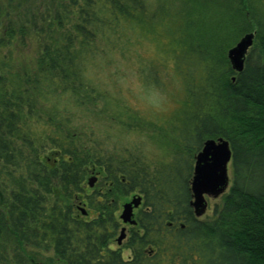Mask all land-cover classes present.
Segmentation results:
<instances>
[{"label":"trees","instance_id":"1","mask_svg":"<svg viewBox=\"0 0 264 264\" xmlns=\"http://www.w3.org/2000/svg\"><path fill=\"white\" fill-rule=\"evenodd\" d=\"M176 5L184 96L171 137L160 134L172 158L151 166L98 151L94 132L55 107L64 95L95 106L102 97L84 70L99 37L123 23L151 30L166 1L150 16L145 0L0 3V264H264V0ZM251 32L238 73L227 51ZM32 37L33 61H14L12 49ZM217 138L231 149L230 184L196 217L193 162ZM93 170L99 187L88 185ZM133 193L142 198L136 223L118 245L120 203Z\"/></svg>","mask_w":264,"mask_h":264},{"label":"rangeland","instance_id":"2","mask_svg":"<svg viewBox=\"0 0 264 264\" xmlns=\"http://www.w3.org/2000/svg\"><path fill=\"white\" fill-rule=\"evenodd\" d=\"M39 1L0 0V3L4 8L10 3L29 7ZM165 1L166 12H158L151 30L145 32L137 25L123 23L118 34L99 37L98 49L88 58L84 70L87 81L102 97L95 106L76 107L72 98L64 95L55 107L70 110L76 123L94 132L98 151L139 154L143 162L151 166L172 158V149L160 134L171 137L170 129L178 124L177 110L184 96L177 69L185 64L175 61L173 53L177 51L174 40L179 26L178 5L177 0ZM159 2L161 0H145L146 16L157 10ZM39 50L38 39L32 37L27 40L25 49H12V58L33 61ZM1 54H6V50L2 49ZM92 177H96L94 186L99 187L101 178L97 170L89 173L88 180ZM137 194L121 200L118 216L122 205ZM220 196H206V214L219 202Z\"/></svg>","mask_w":264,"mask_h":264},{"label":"water","instance_id":"3","mask_svg":"<svg viewBox=\"0 0 264 264\" xmlns=\"http://www.w3.org/2000/svg\"><path fill=\"white\" fill-rule=\"evenodd\" d=\"M254 32L243 35L227 51V59L231 68L241 72L244 68L245 58L254 42ZM231 161V149L226 139H207L203 142L202 148L195 155L193 174L190 181L192 199L190 206L196 217H201L207 210V197L217 198L223 195L229 187V164ZM96 177L88 180L89 187H93ZM142 198L134 195L129 202L122 205L119 218L123 224L134 225L133 210L141 204ZM126 238V228L122 227L116 238L118 245Z\"/></svg>","mask_w":264,"mask_h":264},{"label":"bare ground","instance_id":"4","mask_svg":"<svg viewBox=\"0 0 264 264\" xmlns=\"http://www.w3.org/2000/svg\"><path fill=\"white\" fill-rule=\"evenodd\" d=\"M138 208H139V207H138ZM136 209H137V208H136ZM136 209L133 210L134 214H135V210H136ZM119 215H120V214H119ZM134 220H135V219H134ZM121 222H122V221H121ZM122 223H123V222H122ZM128 226H129V224H123V227L126 228V235H127V227H128ZM125 239H126V238H125ZM125 239H124V240H125ZM124 240H123V241H124ZM123 241H122V242H123Z\"/></svg>","mask_w":264,"mask_h":264}]
</instances>
